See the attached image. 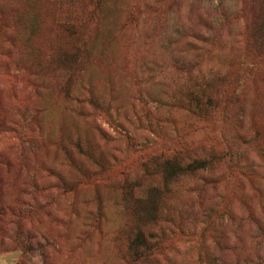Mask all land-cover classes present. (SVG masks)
Segmentation results:
<instances>
[{
	"label": "rangeland",
	"instance_id": "obj_1",
	"mask_svg": "<svg viewBox=\"0 0 264 264\" xmlns=\"http://www.w3.org/2000/svg\"><path fill=\"white\" fill-rule=\"evenodd\" d=\"M96 1L0 0V264H130L136 226L156 244L136 264H264L259 2ZM205 80L210 102L191 111L185 90ZM181 147L224 155L213 187L185 177L163 191L142 172ZM153 185L146 217L136 198ZM30 203L32 253L11 209Z\"/></svg>",
	"mask_w": 264,
	"mask_h": 264
},
{
	"label": "trees",
	"instance_id": "obj_2",
	"mask_svg": "<svg viewBox=\"0 0 264 264\" xmlns=\"http://www.w3.org/2000/svg\"><path fill=\"white\" fill-rule=\"evenodd\" d=\"M257 1L260 4V8H262V14L257 18L252 19L249 29L253 36L254 44L264 47V0ZM96 2L97 6L101 3L100 0H97ZM66 27L70 29L73 27V24H67ZM78 49L85 52V45L82 44L81 48ZM72 56L79 58L76 56V53H73ZM206 84L207 81L205 80L202 81V83L199 82L187 86L185 90V97L191 102L189 110L198 112L201 108H203L205 102H210L212 95L208 90H206ZM67 94H70L69 89H67ZM71 99L81 101L79 96H71ZM89 101L92 102V100ZM20 145L21 147H29L31 145L30 140L26 137V135L21 137ZM192 148L195 149L194 152L197 151L196 146H192ZM192 148L184 149L181 147L179 149H175L172 153L153 154L147 158V161L141 163L142 172L147 173V175H159L163 181V191H165V188L168 189L170 183L174 181L180 182L185 177L198 178L201 180L202 184H209L213 187L219 178V176L217 177L215 174V167L219 163L218 162L216 164V162L223 159L224 155H215L214 152H210L206 155H199L195 154ZM230 158L232 160L233 154H231ZM232 162L234 164L236 163L234 160H232ZM125 181L126 182L123 184L125 193H130L133 190V187L137 185L136 179H125ZM200 186L202 185L200 184ZM155 192H159V189L157 186L153 185L147 190L148 195L136 198L135 204L137 205V208L141 203L149 205V207H143L140 210V213L144 214L146 217H154L156 215L155 209L152 206L155 202ZM33 207L34 205L30 203L29 207L11 208L13 209V214L16 217L15 229L19 245L22 250L28 253H32V251L36 249L41 251L42 246L40 240L36 239L35 234H33L30 230L22 228L21 225V220L30 215ZM6 209L10 210L9 207H6ZM152 236L153 235L150 232L146 235L141 228L137 226L135 227V232L131 237H128L125 254V257L130 264L147 261L152 256V250L156 247V244L152 245L151 243Z\"/></svg>",
	"mask_w": 264,
	"mask_h": 264
}]
</instances>
